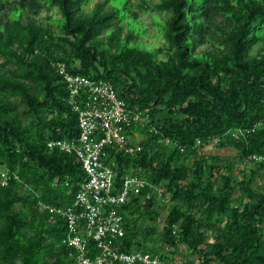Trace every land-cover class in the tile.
Returning a JSON list of instances; mask_svg holds the SVG:
<instances>
[{"label": "trees", "instance_id": "obj_1", "mask_svg": "<svg viewBox=\"0 0 264 264\" xmlns=\"http://www.w3.org/2000/svg\"><path fill=\"white\" fill-rule=\"evenodd\" d=\"M88 1L0 0V167L16 174L0 185L1 261L78 264L58 209L85 174L73 153L46 146L78 132L63 61L109 81L140 116L126 126L138 151L106 148L116 184L126 173L146 181L118 207V248L264 264V0H96L85 10ZM138 11L165 14L162 44L138 40Z\"/></svg>", "mask_w": 264, "mask_h": 264}, {"label": "built area", "instance_id": "obj_2", "mask_svg": "<svg viewBox=\"0 0 264 264\" xmlns=\"http://www.w3.org/2000/svg\"><path fill=\"white\" fill-rule=\"evenodd\" d=\"M56 70L66 83L68 102L76 113L78 132L70 138H51L48 149L73 153L79 160L85 177L80 182L71 204L58 209L65 219L67 232L63 242L74 249L78 264H184L179 257L167 260L140 249L125 251L118 248L114 238L124 234L119 205L146 185L145 179L126 173L118 184L114 180V162L106 148L114 145L124 152L140 149L130 143L126 126L138 120L118 98L113 85L72 73L63 61L56 62ZM264 98V84L262 90ZM264 123V116L256 124ZM16 174L0 167V185ZM0 264H12L3 262Z\"/></svg>", "mask_w": 264, "mask_h": 264}, {"label": "rangeland", "instance_id": "obj_3", "mask_svg": "<svg viewBox=\"0 0 264 264\" xmlns=\"http://www.w3.org/2000/svg\"><path fill=\"white\" fill-rule=\"evenodd\" d=\"M95 1L96 0H89L87 3H85L83 5V8L85 10H89ZM49 13L52 14V16H54V17L59 16V14L56 10H51V11H49ZM46 14H47L46 10L45 9L42 10L35 17L36 21L46 22L47 21ZM138 15H139V21H140L139 24L143 25L145 28L144 34L137 35L138 40L140 42H144L148 46H157V45L162 44L163 40L161 39L160 35H158L156 33V29H158V27H156L155 21L157 20V18H164L165 14H161V13H157V12L138 11ZM205 46H206V44H201L199 46V48H203ZM259 47H260L259 44L255 45L252 48V52H256L257 50H259L260 49ZM159 56H163V55L160 54ZM201 151L206 152V153H217L220 155L233 157V158H234V154H235V149H233L231 147L215 148V147H212L211 145L204 146ZM166 203H167V201H166ZM162 213H163V211H162ZM162 217H163V214L160 216V221L163 219ZM184 251H185V249L183 250V252Z\"/></svg>", "mask_w": 264, "mask_h": 264}]
</instances>
